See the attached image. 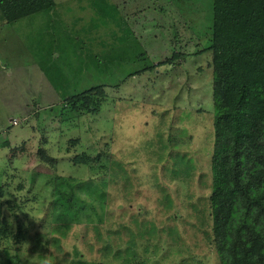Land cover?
<instances>
[{"label":"rangeland","instance_id":"rangeland-1","mask_svg":"<svg viewBox=\"0 0 264 264\" xmlns=\"http://www.w3.org/2000/svg\"><path fill=\"white\" fill-rule=\"evenodd\" d=\"M54 2L13 25L0 19V264H125L127 252L128 264H220L204 51L212 0ZM173 53L185 56L167 63ZM98 86L96 108H72L68 98ZM81 155L87 163L75 164ZM52 184L80 200L59 251Z\"/></svg>","mask_w":264,"mask_h":264},{"label":"trees","instance_id":"trees-1","mask_svg":"<svg viewBox=\"0 0 264 264\" xmlns=\"http://www.w3.org/2000/svg\"><path fill=\"white\" fill-rule=\"evenodd\" d=\"M54 7V0H0V19L13 25ZM211 34V43L204 51L212 54L214 73V144L208 170L213 177L212 245L220 264H264V0H212ZM183 55L173 53L166 62L172 63ZM92 94L104 97L103 87H94L67 100L73 101L75 110H92L91 106L98 105ZM79 98L81 106L75 102ZM4 142L6 147L8 142ZM86 160L85 155L73 159L75 164H86ZM190 167L184 164L180 175L188 176ZM72 183L73 178H63L60 186L72 191ZM52 186L57 193L50 211L59 224L52 231V236H58L51 239V244L59 251L60 239L66 238L71 224L81 218L76 204L80 200H67L60 187ZM90 190L87 193L95 201L96 195ZM3 194L0 187V196ZM97 233L100 236L99 229ZM129 255L134 253L127 252L125 264L132 258ZM115 257L120 259V252ZM13 260L7 256L6 264H17ZM72 264L94 263L77 260Z\"/></svg>","mask_w":264,"mask_h":264}]
</instances>
